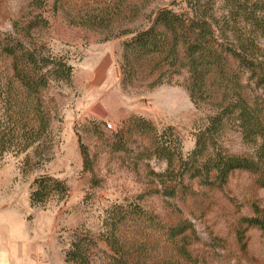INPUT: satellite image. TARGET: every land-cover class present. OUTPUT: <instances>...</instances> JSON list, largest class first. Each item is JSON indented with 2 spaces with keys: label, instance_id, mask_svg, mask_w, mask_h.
Here are the masks:
<instances>
[{
  "label": "rangeland",
  "instance_id": "rangeland-1",
  "mask_svg": "<svg viewBox=\"0 0 264 264\" xmlns=\"http://www.w3.org/2000/svg\"><path fill=\"white\" fill-rule=\"evenodd\" d=\"M180 1L151 0L144 10L149 14L153 7H172ZM53 3L46 0L42 15L48 25L29 28L25 41L62 56L72 66L71 83H51L45 92L53 115L51 158L25 173L20 157L0 160V231L13 240L6 251L12 250L23 261L37 251L45 256L52 250L47 262L57 264L70 242L85 235L95 242H85L90 264H104L112 254L101 236L104 211L113 203L132 202L156 216L160 224L192 223L196 239L189 237L187 246L192 261L183 264H264V232L256 227L247 230L246 253L235 237L239 219L252 215L251 204L264 208V188L254 184L252 175L236 170L221 187L202 185L198 177L182 172L178 161L169 166L164 153L152 146L154 135L161 141L175 139L185 158L213 106L191 102L184 72L165 75L161 83L155 81L156 72L142 71L126 78L122 53L123 41L129 36L106 39V30L71 25L66 20L69 12L53 11ZM217 6L220 16L224 0H218ZM97 7L99 3L94 4ZM66 8L72 9L69 0ZM37 13L27 7L26 0H0V37L6 32L14 35V30L20 34L19 23ZM250 89L255 95L262 91L254 83ZM131 116L151 121L155 130L140 131L123 123ZM78 137L87 148L91 169L84 166ZM219 143L230 153L253 152L235 128H224ZM118 144L123 148L117 149ZM42 174L63 180L68 196L60 202L32 206L30 186ZM150 229L145 228L147 234L142 236L148 242L149 256L175 257L173 243L165 242L159 229ZM40 244L43 247L38 248ZM62 264H66L63 259Z\"/></svg>",
  "mask_w": 264,
  "mask_h": 264
},
{
  "label": "trees",
  "instance_id": "trees-1",
  "mask_svg": "<svg viewBox=\"0 0 264 264\" xmlns=\"http://www.w3.org/2000/svg\"><path fill=\"white\" fill-rule=\"evenodd\" d=\"M26 1L27 7L39 13L19 23L22 34L14 30V35L6 32L0 37V160L20 157L24 173L51 158L53 115L45 92L54 82L70 84L73 70L62 56L25 41L29 28L48 25L42 16L46 0ZM66 1L54 0L53 11L69 12V24L106 30V39L129 36L123 41L122 53L126 78L142 71L149 75L156 72L155 81L161 83L165 75L184 72L191 102L213 106L185 158L175 139L161 141L154 135L152 146L164 153L169 166L178 161L189 177L215 187L223 186L231 173L242 170L252 175L258 188H264V0H224L220 16L218 0H181L172 7H153L149 14L144 9L151 0H69L71 10ZM96 3L99 7L95 9ZM251 83L262 88L260 94L252 93ZM123 123L140 131L155 130L151 121L140 116H131ZM224 128H235L242 142L253 146V152H228L219 143ZM78 145L84 166L91 169L87 148L79 137ZM117 147L123 148L121 144ZM30 187L32 206L60 202L68 196L65 182L47 174L36 177ZM251 214L239 219L235 232L243 253L248 249L247 230L256 227L264 232V208L253 202ZM160 223L137 203H113L102 219L101 236L112 251L104 264L191 262L187 246L189 237L196 239L192 223ZM145 228L163 232L164 241L175 246L176 256H149L148 242L142 237L147 234L143 233ZM85 242L95 244L85 235L70 242L64 251L67 264H90Z\"/></svg>",
  "mask_w": 264,
  "mask_h": 264
},
{
  "label": "crops",
  "instance_id": "crops-1",
  "mask_svg": "<svg viewBox=\"0 0 264 264\" xmlns=\"http://www.w3.org/2000/svg\"><path fill=\"white\" fill-rule=\"evenodd\" d=\"M13 240H11L8 237L7 233L2 234L0 231V264H31L34 261H37L38 264H52L50 261L47 262V260L50 259L51 255H53L52 253H50V250H46L47 254L44 256L42 253H40L39 251L30 254V257L27 258V260H23V261H19V257L16 255V253H12V250H8L6 251V249L11 245ZM16 245V242L15 244ZM19 245V244H17ZM39 247H43L41 244L37 246ZM46 248V247H44ZM9 249V248H8ZM4 253L3 256L1 253ZM63 261H64V255H63ZM62 259L59 261V263L57 264H62ZM65 262V261H64ZM66 263V262H65ZM56 264V263H54ZM67 264V263H66Z\"/></svg>",
  "mask_w": 264,
  "mask_h": 264
},
{
  "label": "built area",
  "instance_id": "built-area-1",
  "mask_svg": "<svg viewBox=\"0 0 264 264\" xmlns=\"http://www.w3.org/2000/svg\"><path fill=\"white\" fill-rule=\"evenodd\" d=\"M107 127L110 128V127H111V124L108 123V124H107ZM31 264H38V262H37V261H34V262H32Z\"/></svg>",
  "mask_w": 264,
  "mask_h": 264
}]
</instances>
